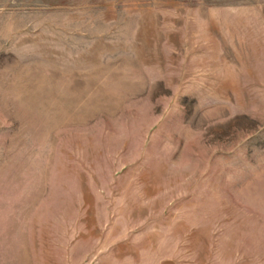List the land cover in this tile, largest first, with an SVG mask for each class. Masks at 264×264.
<instances>
[{
    "label": "rangeland",
    "instance_id": "374dc122",
    "mask_svg": "<svg viewBox=\"0 0 264 264\" xmlns=\"http://www.w3.org/2000/svg\"><path fill=\"white\" fill-rule=\"evenodd\" d=\"M0 264H264V0H0Z\"/></svg>",
    "mask_w": 264,
    "mask_h": 264
}]
</instances>
